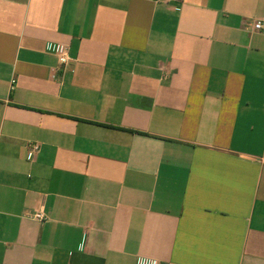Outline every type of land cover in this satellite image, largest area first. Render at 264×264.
I'll return each instance as SVG.
<instances>
[{
	"label": "crops",
	"instance_id": "obj_1",
	"mask_svg": "<svg viewBox=\"0 0 264 264\" xmlns=\"http://www.w3.org/2000/svg\"><path fill=\"white\" fill-rule=\"evenodd\" d=\"M153 263L264 264V0H0V264Z\"/></svg>",
	"mask_w": 264,
	"mask_h": 264
},
{
	"label": "built area",
	"instance_id": "obj_2",
	"mask_svg": "<svg viewBox=\"0 0 264 264\" xmlns=\"http://www.w3.org/2000/svg\"><path fill=\"white\" fill-rule=\"evenodd\" d=\"M261 28H262V22L256 21L254 24V29L260 30ZM55 53H56V56L58 57L59 63L62 65V67L65 68L71 60L70 56H69L68 48L65 46H62V45H57L55 47ZM30 148L33 151H38L39 145L38 144H30ZM34 219L38 222H44L47 219L43 202H41L38 205V209L36 210V212L34 214Z\"/></svg>",
	"mask_w": 264,
	"mask_h": 264
}]
</instances>
